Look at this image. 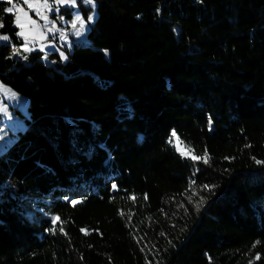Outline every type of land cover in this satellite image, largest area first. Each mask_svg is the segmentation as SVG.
Masks as SVG:
<instances>
[{"label": "trees", "instance_id": "obj_1", "mask_svg": "<svg viewBox=\"0 0 264 264\" xmlns=\"http://www.w3.org/2000/svg\"><path fill=\"white\" fill-rule=\"evenodd\" d=\"M96 2L52 67L0 0V264H264V0Z\"/></svg>", "mask_w": 264, "mask_h": 264}, {"label": "rangeland", "instance_id": "obj_2", "mask_svg": "<svg viewBox=\"0 0 264 264\" xmlns=\"http://www.w3.org/2000/svg\"><path fill=\"white\" fill-rule=\"evenodd\" d=\"M43 3L44 0H27V2L13 0L10 4L9 8H13L10 13L14 15V26L18 33L24 32L23 36L17 35L21 40V45L12 46L11 56L27 64L29 63L28 56L38 52L46 66L55 67L58 59L61 63L67 60V55L71 53L74 45L89 44L87 33L96 20L97 2L95 0V7H93L86 4L84 0H76L75 6L58 5L55 0H47L48 7H39ZM29 4L34 7L30 8ZM36 7H39V15L35 10ZM17 16L20 17L23 28L17 25ZM42 16L47 19H42ZM76 16L84 22L83 29L79 21H76L73 27ZM89 16L93 17L91 21L88 20ZM29 17L35 21V26L28 22ZM77 31L80 35H76ZM0 42L6 43L8 40H0ZM26 43L29 51L24 50ZM14 49L18 50L15 54ZM61 53L64 54L65 59L61 58ZM27 118V100L0 81V154L16 140L17 133L23 131ZM176 148L183 155L186 154L181 146L176 145Z\"/></svg>", "mask_w": 264, "mask_h": 264}, {"label": "snow or ice", "instance_id": "obj_3", "mask_svg": "<svg viewBox=\"0 0 264 264\" xmlns=\"http://www.w3.org/2000/svg\"><path fill=\"white\" fill-rule=\"evenodd\" d=\"M7 2H8L9 4H12V3H13V0H7ZM25 2H27V0H25ZM84 2H85L86 4H90V5H92L93 7H95V0H84ZM55 3L58 4V5L71 4V5L75 6V4H76V0H55ZM29 7H30V8H33L34 6H33L32 4H29ZM39 7H48L47 0H44V3H43L42 5H40ZM39 7H36V8H35V10L37 11V14H38V15L40 14V12H39ZM5 11L12 12V11H13V8H11V7H10V8H7V9H5ZM21 11H23V10L21 9ZM25 15H26V14H25ZM41 18H42V19H45V20L47 19V17H44V16H42ZM92 19H93L92 16H89V17H88V20H89V21H91ZM76 21H79V22H80V27H81V29H83V27H84V22L81 20V18H80L79 16H76V20L73 22V27H75V23H76ZM28 22L31 23L33 26H35V21H32L30 17L28 18ZM17 25H18L19 27H21V28L24 27V25H22V24L20 23V17H19V16H17ZM0 27H3V24H2V23H0ZM53 27H54V25H53ZM17 35L23 36V35H24V32L21 31L20 33H17ZM76 35H80V32L77 31ZM61 38H63V36H62ZM8 39H9L8 36H0V40H5V41H7ZM24 50H25V51H29V50H30V49L27 47V43H26L25 46H24ZM13 51H14V54H15L16 52H18L17 49H14ZM61 58H62V59H65V58H66V57L64 56L63 53H61ZM173 136H175V133H173ZM178 150H179V149H178ZM182 154H183V153H182ZM193 158H194V159H201V157H193ZM204 161L207 162V153H206V152H205V156H204ZM257 163H260V161H257ZM114 187H115V186H114ZM72 203H73V204H76V203H78V201H72ZM201 203H202V202H201ZM58 219H59V218L56 217V218H54V221H56V220H58ZM60 230L63 231L62 228H61ZM82 231H84V230L82 229Z\"/></svg>", "mask_w": 264, "mask_h": 264}]
</instances>
